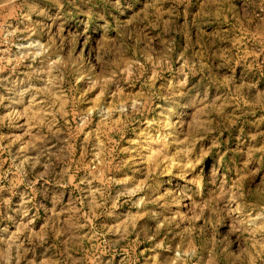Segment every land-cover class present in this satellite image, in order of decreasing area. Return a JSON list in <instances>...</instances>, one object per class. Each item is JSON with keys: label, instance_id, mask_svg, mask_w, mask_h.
<instances>
[{"label": "clouds", "instance_id": "9594fccd", "mask_svg": "<svg viewBox=\"0 0 264 264\" xmlns=\"http://www.w3.org/2000/svg\"><path fill=\"white\" fill-rule=\"evenodd\" d=\"M0 264H264V0H0Z\"/></svg>", "mask_w": 264, "mask_h": 264}]
</instances>
